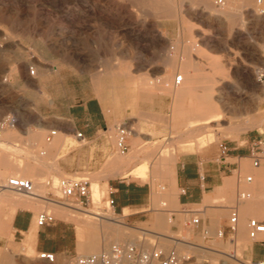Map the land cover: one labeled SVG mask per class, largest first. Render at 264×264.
Segmentation results:
<instances>
[{"label": "rangeland", "instance_id": "obj_1", "mask_svg": "<svg viewBox=\"0 0 264 264\" xmlns=\"http://www.w3.org/2000/svg\"><path fill=\"white\" fill-rule=\"evenodd\" d=\"M168 1L174 4L173 16H161L153 10L155 7L151 4ZM211 1L214 4V0ZM230 1L221 11L227 9ZM197 3L199 0H0V124L10 120L13 114L23 113L21 108L26 104L29 105L26 111L33 112L27 94L35 96L38 92V88L32 84L44 77V74L39 76V67L54 69L55 74L62 70L65 78L83 80L80 87L83 93H89L93 87L110 122L109 142L113 149L112 156L106 159L97 173L61 175L46 186L47 178L26 174L29 170L34 172L33 165L39 163L40 154L46 153V150H15L12 156L10 148L0 144L1 175L4 178L14 176L2 167L5 158L18 169L19 176L34 184L38 194L45 198L51 194L53 200L60 198L56 190L59 180L85 179L89 183V195L94 189L101 191H98L101 194L96 205H91L88 197L81 205L83 210L95 209L96 213L111 215L115 219L121 216V212L115 209L116 204L113 208L108 206L110 198L115 202L114 195L109 196L113 184L122 179L149 188L146 206L127 208V217L121 219L124 225L118 227L81 215L78 218V214L60 208L65 207L62 205L40 204L39 209L31 210L34 223L39 214L48 212L58 227L44 230L35 224V239L14 235L10 226L4 231L0 230V262L7 256V264H47L40 261L38 256L44 253L43 250H49L55 254L53 264H73L76 257L106 251L115 242L116 245L134 242L145 250L159 248L164 253L174 250L180 258L179 264H250L254 261L249 257L252 243L248 239L247 223L254 218L264 220V182L260 181V192L255 194L256 178L244 171L246 167L254 170L251 160L247 165L240 163L239 173H233L231 195L218 192L203 210L200 207L201 212H184L168 200H155L156 194H179V190L172 186L170 175L173 170L176 173V166L184 156L198 158L201 163L215 162L219 160L221 143L228 148L243 147L248 140L255 145L264 143V126L237 135L226 133L225 128L229 124L241 122L244 116L225 118L219 123L210 124V128L190 132L191 127H185L173 119L171 97L158 92L147 95L136 88L137 84L152 81L150 79L161 72L170 76L173 85L174 77L179 74L178 67L184 60L181 52L187 47L191 57L198 62V71L220 80L226 102L234 105L241 100L251 103L260 101V88L264 86V11L255 8L253 2L250 8L238 15L239 18L228 21L218 18L216 13L204 12ZM260 7L264 10V3ZM171 55H176L173 67L165 65L166 57ZM215 61L222 66L223 74L215 73ZM30 69L33 75L29 74ZM127 71L135 85L125 77L114 76ZM213 96L217 97L215 93ZM186 103L188 106L189 100ZM260 109V112H264V101L260 103ZM162 121H168V124L164 125ZM119 127L125 128L128 133L127 152L123 155L115 145ZM6 128L0 131L2 143L8 142L5 134L12 131ZM197 141H202L201 147ZM131 152L137 158L129 162L127 171L130 173L108 176L111 159L115 155L124 158ZM169 155H172V159L164 160V156ZM44 160L47 161L46 158ZM137 170H144L145 175L134 176L133 171ZM248 176H253L251 183L245 181ZM108 180H111L109 184ZM237 190L251 194V200L238 208L239 227L242 223L244 235H239L238 227L235 236L224 234L220 238L218 233L228 223L229 208L235 205ZM70 206L77 205L71 203ZM246 207H250L253 213L245 216ZM61 212L71 217L59 215ZM158 214L172 220L171 224L163 220L167 229L154 227ZM194 218L200 220L198 225L192 224ZM141 230L152 233H138ZM40 231L44 233L37 243ZM155 234L185 240L192 246L190 248L185 243L176 246L169 242L170 239L162 241L155 238ZM259 240H264V237ZM91 245H95L96 250L86 252ZM259 248L264 254V247ZM200 250L210 253L203 254ZM235 258H240L242 263L235 261Z\"/></svg>", "mask_w": 264, "mask_h": 264}, {"label": "crops", "instance_id": "obj_2", "mask_svg": "<svg viewBox=\"0 0 264 264\" xmlns=\"http://www.w3.org/2000/svg\"><path fill=\"white\" fill-rule=\"evenodd\" d=\"M61 71L55 74L54 69L39 67V76L44 74V77L32 84L38 88V92L35 96L27 94L32 102L33 112L26 111L29 107L26 104L21 108L23 113L13 114L10 117L15 120V125L10 128L12 130L10 144L8 142L4 144L10 148L12 156L15 150H46V153L40 154L39 163L33 165L34 172L30 170L26 172L35 177L47 178L46 186L50 185L53 178L61 175L97 173L113 152L109 142L110 122L104 115L93 87L91 86L89 93H83L80 89L83 80L65 78ZM50 131H55L56 135L47 142ZM77 134H81V137ZM36 135L39 138L33 141L31 136L35 138ZM254 146L255 144L249 143L248 140L245 146L230 147L224 158L208 163H201L198 158L189 155L184 156L176 166V173L173 170L171 175L172 186L179 190V194L172 196L168 192L167 200L178 205L182 211L191 213L201 212L200 207L203 210L218 192L222 191L230 196L233 173H239L240 163L247 165L251 160ZM263 147L264 143L259 145V149L264 154ZM253 169L246 167L244 171L252 173L256 178L254 192L259 194L260 181L264 182V166L261 164ZM227 174L229 176L224 177ZM200 176H204L203 181L200 180ZM110 181L108 180L107 183L109 184ZM113 185L110 187V193L114 195L115 209L119 212L122 213L127 208L146 206L149 197L147 186L122 179ZM48 196L49 200L48 198L46 200L51 203L50 200H53L51 194ZM9 224L14 235L22 238L25 235L27 239H35L36 225L31 210H18L12 215ZM47 227L50 230L58 227L55 219L52 224L38 228L46 230ZM43 231L38 232L37 243L41 241ZM259 247L264 246L260 243H252L249 249V257L255 262L264 261V254Z\"/></svg>", "mask_w": 264, "mask_h": 264}, {"label": "bare ground", "instance_id": "obj_3", "mask_svg": "<svg viewBox=\"0 0 264 264\" xmlns=\"http://www.w3.org/2000/svg\"><path fill=\"white\" fill-rule=\"evenodd\" d=\"M227 1L228 0H226V3H227ZM253 2L255 5V8L260 9L261 11H264L261 9V7L259 8V6H262L263 4L258 5L255 2V0H253ZM253 2L250 0H243V1H238V2L232 0V1H230V4L228 5L227 9L222 10V11H221L222 7H218L220 9H216L214 7V4H212L211 0H199V3H197V4H199L202 7L203 11L206 13H209V14L216 13V16L218 18H223L225 20L231 21V20H234V17H238V15L242 11L246 10V8H250L252 6L251 3H253ZM226 3H225V5H226ZM151 5H152V7L156 8V9L155 8L154 9L152 8V9L155 10V12H157L158 15L160 14L161 16L163 15L166 17V16H173L175 13L174 8H173L174 4L172 2H169V1L168 2H159V3H153ZM236 20H237V18H236ZM229 26H230V24H229ZM190 52H191L190 49L187 47L184 48L181 52L183 57H184V60L180 63V65L178 67V69H179L178 75H180L182 77V80L184 82L182 81V83L179 85L180 87L175 86L174 83L172 85L170 82L172 80V79L170 80V76L164 72H161V73L156 74V76L153 77L152 79H150L152 81H149L147 79L149 82L145 81V83H143V84H140V83L137 84L136 88L138 87V89H140V91H142L143 93H145L147 95L154 93V92L155 93L158 92V93H161L163 95H167V96L171 97L172 101H173V103H172L173 105H171V104L170 105L173 106L172 107L173 108V119L176 121V123H181L185 127H191V130H189L190 132H194V131L196 132V130H203V129L210 128V124L217 123V122L219 123L220 120H223L225 118L229 119V118H236V117H242V116H244V119L241 122L236 123V124H229L228 127L225 128L226 133H228L230 135H237L239 133H242V132L254 129V128L262 129L263 128L262 126H264V112H260V110H261L260 109V103L264 101V86L260 88L261 94H259L260 95V97H259L260 101L259 102L251 103L248 101L241 100L237 104L231 105V104H229V102L225 101L224 94H223L224 88H223L220 80H215L214 78L208 76L206 73L199 72L197 67H196L198 62H196L191 57L192 54H190ZM175 62H176V55L175 56H173V55L167 56L165 59V65L169 66V67H173ZM213 69H214L216 74H220V75L223 74L222 66L219 65L218 61L214 62ZM38 73L40 74V72H38ZM114 76H118L121 78L125 77L127 80H129L130 84H132V85L136 84V83L135 84L132 83V78L130 77L131 75L129 74L128 71L127 72H121V73L114 75ZM212 76H214V75H212ZM214 93L217 96L215 98L213 96ZM127 95H129V94H127ZM128 98H130V97H128ZM255 99H258V98H255ZM187 100H189L188 106L185 105V104H187L186 103ZM133 107H135V106H133ZM172 108H171V111H172ZM168 113L171 114V112H169V111H168ZM140 115H142V114H140ZM144 116H146V115H144ZM164 118L167 119L166 117H164ZM140 120H143V119H140ZM164 121H166V120H164ZM164 121H162V123L164 125L165 124L167 125L168 124L167 122L169 120L167 122H164ZM8 128H11V127H8ZM8 128H6V129H8ZM223 132H224V130H223ZM226 133H224V134H226ZM5 137H6V141L8 140V142H9L12 138V135L10 132H8L5 134ZM31 137L33 138V141H35L34 139L37 140L39 138V136H37V135L35 138L33 136H31ZM182 137H179V138H182ZM10 142H9V144H10ZM112 143H113V141H112ZM196 143L200 147L203 144L202 141H197ZM0 144L4 145L5 143L0 142ZM115 145H116V149H117V140H116ZM135 158H137V156H134L133 152L128 153V155L124 158L115 155L110 161V164H109L110 169L108 170V176H111V177H115V176H119V175L123 176L125 174L130 173L127 171V167L130 165L129 162L131 161V163H132V160H134ZM169 159H172V155L171 156L169 155L168 157L164 156V160H169ZM2 167L4 168V170L9 175H14L16 177L22 178V176H19L17 173L18 169H15L14 166L10 163V161H8L5 158L2 161ZM13 170H15V172H12ZM133 173H134V176H138V177L145 175L144 170L133 171ZM252 179H253V177H252ZM33 186H34V184H33ZM37 188L39 189L40 186H38ZM97 188H99V187H97ZM98 191H97V189H94L92 192V195H89L91 205H94L97 202L98 196L101 194V193L98 194ZM89 192H90V190H89ZM99 192H101V191H99ZM34 193L38 197L30 198V197H25V196H22L19 194L11 193V192H6V193L4 192L0 195V205H1V209H0V230L4 231V230H6V228L11 226V225H9V223H10V220L12 218V215L15 212H17L18 210H22V211L36 210V209L40 208V204H47V203L52 204V203L47 202L45 197H43L42 195H40L36 192L35 186H34ZM157 198H159L160 200H167V198H169V194H167V193L166 194L164 193L161 195L156 194L155 200ZM159 199H157L156 202ZM250 200H248V201H250ZM48 206H52V205H48ZM60 208L66 210L68 212H73L75 214H78V218H79V215H81V216L90 218L92 220L98 221V222L100 221L102 223L110 222L112 224L117 225V227L121 226V225L123 226L124 223H122L121 219L127 217V214H126L127 209H124L121 213V216L119 218L115 219L111 215H101V213H96L95 209H94L95 212L91 211V208H90V210H83V208L81 206H78V205L77 206H69V207H60ZM44 213H46V212H44ZM250 213H253L252 209H250V207L244 208V215L245 216L250 215ZM47 214H48V212H47ZM59 215L65 216V218L71 217L68 214L63 213V212L59 213ZM63 219H64V217H63ZM164 219H166L167 224L172 223V220L170 218H168V217L164 218L160 214H158L156 216V219H155L154 227L155 228H161L163 230L167 229V227L165 225H163V223H162ZM160 223H162V224H160ZM35 224H36V222H35ZM238 227H239V218H238ZM238 227H237V230H238ZM244 232H245L244 226L242 225V223H240L239 235L242 237L244 235ZM138 233L147 235V234L152 233V232H149L147 230H141ZM155 235L157 237H155L153 235L152 236L159 239V240H162V241H168V240H166V238L170 239L169 242L174 243L176 246H180L183 243H185L186 245L188 244L190 248L192 246L191 243L185 242V240L181 241L178 239L168 237L164 234H155ZM78 237H80V236H78ZM115 244H116V242H115ZM131 244L135 245L134 242H131ZM249 245H251V244H249ZM238 246H239V244H238ZM156 249H159V248H156ZM95 250H96L95 245H91L90 247H88V249H86V252H94ZM200 251L203 254H206V253L209 254L210 253V252H207L204 250H200ZM210 251L216 252L215 250H210ZM8 258L9 257L4 256L3 260L0 262V264L9 263ZM234 260L239 262V263H242L240 261V258H235ZM10 264H11V262H10Z\"/></svg>", "mask_w": 264, "mask_h": 264}, {"label": "built area", "instance_id": "obj_4", "mask_svg": "<svg viewBox=\"0 0 264 264\" xmlns=\"http://www.w3.org/2000/svg\"><path fill=\"white\" fill-rule=\"evenodd\" d=\"M258 5L264 3V0H255ZM226 0H214V5L216 7H223ZM29 74L33 75L32 69L29 70ZM182 77L180 75L175 76L173 83L175 86H179L182 83ZM15 125V120L10 119L6 122L0 124V131L5 127H13ZM56 135L55 131H50L49 136L46 141L49 142L51 138ZM81 137V134H77ZM127 130L125 128L119 127L117 129V150L120 154H125L127 152ZM229 152L226 145H219V158H224ZM251 162L253 168H258L262 162H264V154L259 149V145H255L254 149L251 151ZM200 180H204V176H200ZM247 183L252 181V176L246 177ZM57 192L60 194V198L57 200H50L53 204L62 205L69 207L71 203L78 206L84 204V202L89 197V183L85 179H70L63 178L58 181ZM4 192H11L19 194L25 197H38L34 193V186L30 180L20 178V177H6L4 178L0 173V195ZM111 193H109V196ZM251 198V194L248 192H237L235 197V205L230 207V217L225 228L218 233V237H223L227 234L231 237L235 236L238 227V208L245 201ZM115 205L113 199H109L108 206L113 208ZM264 206V200H263ZM36 225L38 227H43L50 225L54 222V218L47 213L39 214L36 217ZM200 220L198 218L192 219L193 225H198ZM248 229V239L252 243H260L264 246V240H259L260 237H264V220L249 219L247 223ZM40 261L47 264H53L55 262V254L50 252L40 253L38 256ZM180 258L176 251L170 250L164 253L160 249L145 250L141 245L123 244V245H112L106 251H102L98 254L89 256L76 257L73 264H179ZM250 264H264L262 262H250Z\"/></svg>", "mask_w": 264, "mask_h": 264}]
</instances>
